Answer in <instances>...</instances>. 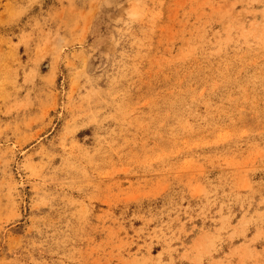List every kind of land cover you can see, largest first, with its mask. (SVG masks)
Returning <instances> with one entry per match:
<instances>
[{
	"label": "rangeland",
	"instance_id": "374dc122",
	"mask_svg": "<svg viewBox=\"0 0 264 264\" xmlns=\"http://www.w3.org/2000/svg\"><path fill=\"white\" fill-rule=\"evenodd\" d=\"M0 264H264V0H0Z\"/></svg>",
	"mask_w": 264,
	"mask_h": 264
},
{
	"label": "crops",
	"instance_id": "0c3cea01",
	"mask_svg": "<svg viewBox=\"0 0 264 264\" xmlns=\"http://www.w3.org/2000/svg\"><path fill=\"white\" fill-rule=\"evenodd\" d=\"M258 247H259L258 245H255V246H254L255 249H259Z\"/></svg>",
	"mask_w": 264,
	"mask_h": 264
}]
</instances>
